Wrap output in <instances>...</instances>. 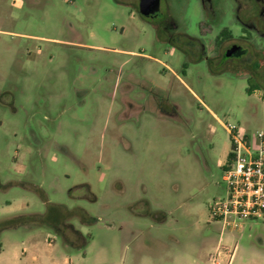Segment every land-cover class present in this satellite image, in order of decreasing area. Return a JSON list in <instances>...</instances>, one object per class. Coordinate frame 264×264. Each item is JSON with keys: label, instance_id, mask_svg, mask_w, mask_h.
Wrapping results in <instances>:
<instances>
[{"label": "rangeland", "instance_id": "1", "mask_svg": "<svg viewBox=\"0 0 264 264\" xmlns=\"http://www.w3.org/2000/svg\"><path fill=\"white\" fill-rule=\"evenodd\" d=\"M136 3L0 0V223L26 216L0 264H264V219L208 212L226 128L264 130V36L233 0H165L186 35L158 39Z\"/></svg>", "mask_w": 264, "mask_h": 264}, {"label": "built area", "instance_id": "2", "mask_svg": "<svg viewBox=\"0 0 264 264\" xmlns=\"http://www.w3.org/2000/svg\"><path fill=\"white\" fill-rule=\"evenodd\" d=\"M229 133L230 160L223 169L225 195L209 202L210 220L219 224L222 232L241 227L246 220L264 219V130L250 138L240 134L235 126L226 128ZM220 252L212 257L211 264H232L234 254L225 260Z\"/></svg>", "mask_w": 264, "mask_h": 264}, {"label": "flooded vegetation", "instance_id": "3", "mask_svg": "<svg viewBox=\"0 0 264 264\" xmlns=\"http://www.w3.org/2000/svg\"><path fill=\"white\" fill-rule=\"evenodd\" d=\"M208 1L209 0H201V5L206 15L211 9ZM233 2V17L235 22L240 26L242 37L246 38L251 32L264 36V0H233ZM139 3L140 0H137L136 7L140 18H142L143 21L151 26L158 39L161 35H164L166 39H181L186 35V33H184L181 28L180 31L178 30L177 24L171 15L165 0H158L156 5H150L148 7L147 15L140 13ZM226 33L227 35L224 38L231 37V34L228 30ZM231 47H238V52L235 55L226 56V52ZM194 48L196 47L193 46V49ZM198 49H200L202 52H205L203 43L199 44ZM247 53L248 49L242 44H231L223 50L221 53V58L224 60L241 59L246 56Z\"/></svg>", "mask_w": 264, "mask_h": 264}, {"label": "trees", "instance_id": "4", "mask_svg": "<svg viewBox=\"0 0 264 264\" xmlns=\"http://www.w3.org/2000/svg\"><path fill=\"white\" fill-rule=\"evenodd\" d=\"M226 29H223V30H221L220 31V33H219V36H221V37H225L226 35H227V33H226ZM252 86L251 85H249L248 86V88H247V91L248 92H250L251 90H252ZM230 158H231V154H230V152H228V154H227V162L230 160ZM57 207L58 206H54V207H51L50 208V212L51 211H53V209L54 210H56L57 209ZM23 217H26V216H17L16 218H11V219H9V220H6V221H3V222H1L0 224L2 225L1 227L3 228V227H9V226H11V224L13 225V224H17L18 222H20V221H22L24 218ZM49 214H48V212H47V214H45L44 216H43V218H46V219H49ZM17 221V222H12V221ZM25 221V220H24Z\"/></svg>", "mask_w": 264, "mask_h": 264}, {"label": "water", "instance_id": "5", "mask_svg": "<svg viewBox=\"0 0 264 264\" xmlns=\"http://www.w3.org/2000/svg\"><path fill=\"white\" fill-rule=\"evenodd\" d=\"M158 0H140L139 6H140V13L143 15L148 14V7L153 4H157ZM238 52V47H231L226 52V56L235 55Z\"/></svg>", "mask_w": 264, "mask_h": 264}]
</instances>
